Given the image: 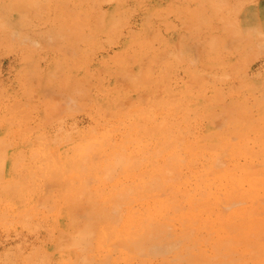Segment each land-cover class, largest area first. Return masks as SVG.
Here are the masks:
<instances>
[{
  "label": "rangeland",
  "instance_id": "1",
  "mask_svg": "<svg viewBox=\"0 0 264 264\" xmlns=\"http://www.w3.org/2000/svg\"><path fill=\"white\" fill-rule=\"evenodd\" d=\"M263 150L264 0H0V264H83L75 218L119 238L147 200L175 216L144 254L91 264H264Z\"/></svg>",
  "mask_w": 264,
  "mask_h": 264
},
{
  "label": "bare ground",
  "instance_id": "2",
  "mask_svg": "<svg viewBox=\"0 0 264 264\" xmlns=\"http://www.w3.org/2000/svg\"><path fill=\"white\" fill-rule=\"evenodd\" d=\"M198 114L199 113H197L196 115H198ZM226 152H224V153H226ZM200 154H201V152H200ZM205 155L207 157V161L205 162V165L207 166L208 164H211V162H210L211 159H209L210 154L205 153ZM225 155H227V158H229V159L232 157L231 159L233 160V163H231V166H232V169H234L233 170L234 173H233L232 177L228 181H226L225 184L230 185V184H237V183H241V182H247L248 179H244L243 176H237L235 174V172H237L238 170H240L243 166H246V168L247 167H250L253 164V161H257V158L255 159L254 157H251L252 156V153L249 152V151H245L243 153L242 152H232L231 151V152H228ZM259 155L261 157H264V150H263V153H260ZM217 156L218 155H216V158H217ZM233 157H235V158H233ZM239 157L242 158V161H243L242 163H245L244 165L242 163H239L238 162V158ZM235 159H237V160H235ZM261 160H262L261 163H263L264 162V158L261 159ZM184 161H185V163H187V159H185ZM160 162H161V158H160ZM223 164L230 165L229 163H227V161H224V160H223ZM171 166H172V164H166V166H163V168L165 167V168H168V170H169V168ZM194 174H193V177L197 176L198 179H196L195 185L192 187L191 190H188L187 192L186 191L185 192H182V193H184L186 195V197H184L183 199L184 200L187 199V201H188L187 206L188 207L191 208L192 205L194 204L193 201H195L196 202V205L199 206V210H202V209L204 210L205 209L207 213H210L211 215H214L213 214L214 208L211 209V207L208 206V203H207V201H209L208 200V197L211 196V192L209 193L210 190H209L208 183H204V180H203L204 178H201V176L199 175V171L196 172V173H194ZM221 181L222 180L219 181V184L220 185H223V182L224 181H222V182ZM214 183L215 182H212V185ZM158 185H160V188L161 189H163V188H165L167 186L166 183L164 182V180H159V184ZM172 185L173 184H171L170 186L172 187ZM220 187L221 188H218V189L215 188L214 191L216 192L217 190H223L225 192L229 191L230 193L234 192L233 188L230 187V186H228V187H226V186H223V187L220 186ZM249 187H254V183L249 184ZM171 192H173V190ZM170 195H171L170 198L172 197L171 198V201H173L174 200L173 199L174 196H172V194H170ZM176 195H177V193H176ZM215 197H216V195L213 194V198H215ZM239 197H240V202H243L242 204H244V206H245V208L243 210L247 211V210H251V209H255L256 208V206L253 205V203L252 204H249L250 201L247 199L246 196L239 195ZM146 199H147V197H146ZM78 201H80V200H78ZM88 201H90V200H88ZM81 202H78V204H80ZM84 202H87V201H84ZM148 202L149 201L147 200L146 207H145L146 208V211H145V216H146V224H145V227H144L142 221L140 220L138 224H135L134 225V228L133 229L128 228L129 232H127L126 234H125V232L124 233L121 232V235H120L119 238H116V237H112L111 238L109 236V239H108V237L103 238V236H96L95 241H92L90 239V237H89V234L94 233V232L92 230H90V229H86V227L89 225L88 224L89 223L88 219L87 218H84V219L83 218L82 219L79 218L80 220H78V217H76L75 220L73 221V223H71V226H72L73 230H72V232L71 231L70 232L72 234L71 242L73 244H75V249L80 254L79 257H78V258H80V262L83 263V264H91V263H94V262H97V263H101V262L109 263L108 260H110V261H116V259H118L119 256L122 255V254H120L121 251L119 250V247L120 246H124V247L130 249L132 251L133 255H139V253L142 254L143 252H145L144 249H142V248H147L148 244H150L154 240L152 238V236L150 235V232L153 230L155 233H161L162 232L161 230L163 229L164 226L161 227V230H160V226H162L164 222L167 223L168 222L167 219L170 220L169 219V216H171V217L175 216L174 212H171V214H169L170 213L169 210L167 211V209L165 210L162 207H160L158 209L157 206H153V205L150 206V204H148ZM70 205L73 207L72 204H70ZM172 205H173V203H172ZM79 206H78V208H79ZM164 206L165 207L166 206L169 207L167 204L166 205L164 204ZM82 207H83V205H82ZM166 211H167V213H166ZM238 212L241 213L239 210H238ZM108 215H110V214H108ZM200 220H201L200 218H197V219H195V220L192 221V224H190V226H191L190 228L191 229L188 231V233L192 234L191 232L194 231V234H192L193 237H198L197 234L195 233V231H197V229L199 228ZM118 226H121V225L118 224ZM117 229H119V228H117ZM230 229H231L230 226H225V227L221 228V230L219 231L220 234L223 235L224 239L225 240H228V241L231 240L230 237H229V234H227ZM96 231H95V233H96ZM117 231H119V230H117ZM70 232H67V233L70 234ZM95 233H94V235H95ZM119 234H120V232H119ZM208 236H207V238L210 239V237H208ZM105 240H107V241H105ZM92 242H95V243L93 244ZM98 243L102 244V246L98 245ZM231 248L237 250V248H235V247H231L230 245L227 246V249H231ZM99 250H101V252H99ZM194 250H195V248H194ZM193 254H194V251H193ZM124 259L125 258H123V260ZM105 260H107V261H105Z\"/></svg>",
  "mask_w": 264,
  "mask_h": 264
}]
</instances>
